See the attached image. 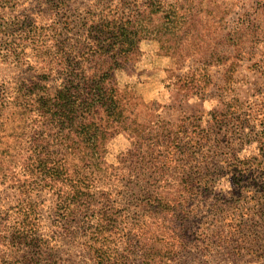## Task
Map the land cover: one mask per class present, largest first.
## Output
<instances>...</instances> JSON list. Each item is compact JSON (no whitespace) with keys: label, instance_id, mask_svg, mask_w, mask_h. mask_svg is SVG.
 <instances>
[{"label":"rangeland","instance_id":"374dc122","mask_svg":"<svg viewBox=\"0 0 264 264\" xmlns=\"http://www.w3.org/2000/svg\"><path fill=\"white\" fill-rule=\"evenodd\" d=\"M52 1L0 0V27L50 24ZM64 1L75 61L102 12L133 21L136 50L115 72L123 111L101 151L69 155L53 182L22 163L30 123L0 117V225L32 232L29 247L0 244V264H264V0ZM46 40L0 34L7 92L58 86L41 80L57 70Z\"/></svg>","mask_w":264,"mask_h":264},{"label":"trees","instance_id":"16d2710c","mask_svg":"<svg viewBox=\"0 0 264 264\" xmlns=\"http://www.w3.org/2000/svg\"><path fill=\"white\" fill-rule=\"evenodd\" d=\"M63 2H51L58 19L50 24L36 25L29 22L26 16L23 20L10 19L0 27V34L4 36L9 35V32H18L32 40L47 38L46 42H51V47L57 50L50 60L51 67L57 68L56 72L50 69L41 74L43 84L47 77L53 76L59 81L57 87L33 82L32 85H19L16 91L9 93L0 85V117L8 112L30 123L27 127L31 141H27L22 163L41 175L40 180L43 182H53L61 176L69 178L66 172H61L66 167L69 155L76 157L89 152L88 155L91 153L93 158V152L101 151L106 134L104 121L117 120L123 111L115 72L124 69V64L136 50L137 42V30L133 28L131 19L110 13L106 16L102 12L97 20L86 24L90 39L87 48L89 58L95 60L94 64L86 65L89 58L82 55L80 60L75 61L77 57L73 58L66 51L70 44L66 39H60L61 29L68 31L71 17L60 7ZM52 127L58 129V134L66 130L67 138L53 143L51 137L54 135L50 133ZM66 141L67 145L64 144ZM196 174L195 171L188 172L187 180L199 177ZM0 227V244L3 247L16 245L20 249L32 238L30 222Z\"/></svg>","mask_w":264,"mask_h":264}]
</instances>
